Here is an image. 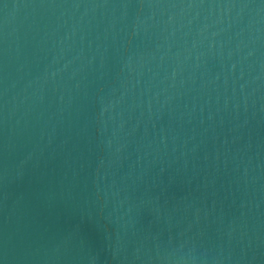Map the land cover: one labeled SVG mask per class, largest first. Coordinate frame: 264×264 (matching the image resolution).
<instances>
[{
	"label": "water",
	"instance_id": "water-1",
	"mask_svg": "<svg viewBox=\"0 0 264 264\" xmlns=\"http://www.w3.org/2000/svg\"><path fill=\"white\" fill-rule=\"evenodd\" d=\"M0 264H264V0H0Z\"/></svg>",
	"mask_w": 264,
	"mask_h": 264
}]
</instances>
